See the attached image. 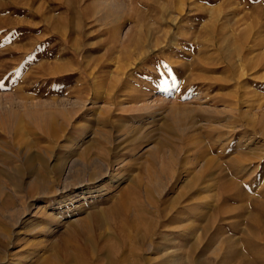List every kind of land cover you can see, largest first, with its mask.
<instances>
[{"label": "rangeland", "instance_id": "374dc122", "mask_svg": "<svg viewBox=\"0 0 264 264\" xmlns=\"http://www.w3.org/2000/svg\"><path fill=\"white\" fill-rule=\"evenodd\" d=\"M0 264H264V0H0Z\"/></svg>", "mask_w": 264, "mask_h": 264}, {"label": "bare ground", "instance_id": "6f19581e", "mask_svg": "<svg viewBox=\"0 0 264 264\" xmlns=\"http://www.w3.org/2000/svg\"><path fill=\"white\" fill-rule=\"evenodd\" d=\"M209 163V162H208ZM212 165V163H210V166ZM209 166V167H210ZM212 168V167H211ZM104 177V176H103ZM99 179V178H98ZM153 186V185H152ZM154 187V186H153ZM166 190V189H165ZM160 213H158L157 214V217H161V215H159ZM163 216V215H162ZM174 219H176V218H174ZM122 220V219H121ZM156 221H154V223H155ZM170 222H173V220H171ZM124 224V223H123ZM143 224V222H142V220L141 219H138V220H135V219H133V226H134V228H139L141 225ZM156 224H159L158 222L156 223ZM157 226V225H156ZM155 225L154 226H152L150 229H148L147 230V235H146V238H152V240H153V236L155 235L154 234V229H155V227H156ZM125 228V227H124ZM123 228V229H124ZM155 233H156V231H155ZM155 237V236H154ZM158 237V236H157ZM165 239V238H164ZM152 242V241H151ZM134 249V253L136 254L137 253V251L135 250V248H133ZM161 251V250H160ZM136 255H138V254H136Z\"/></svg>", "mask_w": 264, "mask_h": 264}]
</instances>
